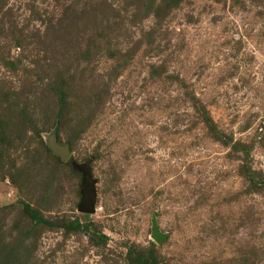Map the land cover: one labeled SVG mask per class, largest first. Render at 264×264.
<instances>
[{
	"label": "rangeland",
	"instance_id": "1",
	"mask_svg": "<svg viewBox=\"0 0 264 264\" xmlns=\"http://www.w3.org/2000/svg\"><path fill=\"white\" fill-rule=\"evenodd\" d=\"M0 264H264V0H0Z\"/></svg>",
	"mask_w": 264,
	"mask_h": 264
},
{
	"label": "water",
	"instance_id": "2",
	"mask_svg": "<svg viewBox=\"0 0 264 264\" xmlns=\"http://www.w3.org/2000/svg\"><path fill=\"white\" fill-rule=\"evenodd\" d=\"M49 147L62 159H66L69 155V152L66 147L59 145L54 141H51L49 143ZM78 170L82 173V197L80 204L78 205V211L82 213L91 214L95 211V180L93 179L89 169L83 167L82 165H78ZM152 236L156 241H161L163 239V235L159 231L155 219H153Z\"/></svg>",
	"mask_w": 264,
	"mask_h": 264
}]
</instances>
